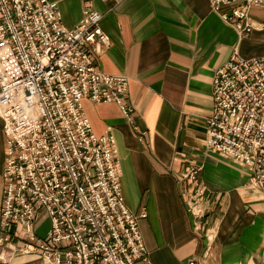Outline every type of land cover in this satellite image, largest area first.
Segmentation results:
<instances>
[{"label":"built area","instance_id":"built-area-1","mask_svg":"<svg viewBox=\"0 0 264 264\" xmlns=\"http://www.w3.org/2000/svg\"><path fill=\"white\" fill-rule=\"evenodd\" d=\"M106 1V0H103ZM213 11L239 35L261 30L250 10L264 0H210ZM103 14L86 3L68 28L56 2L0 0V118L6 136L0 246L37 254L43 264L150 263L140 220L127 205L116 137L94 132L83 100L116 103L141 141L149 130L136 119L129 78L100 71L96 56L111 44ZM214 106L206 149L245 165L250 186L264 191V57L234 53L213 78ZM199 169L183 178L197 182ZM203 188L189 195V211L202 213ZM46 213L44 236L35 221ZM200 222L196 220L195 226ZM189 264H198L191 259Z\"/></svg>","mask_w":264,"mask_h":264},{"label":"crops","instance_id":"crops-1","mask_svg":"<svg viewBox=\"0 0 264 264\" xmlns=\"http://www.w3.org/2000/svg\"><path fill=\"white\" fill-rule=\"evenodd\" d=\"M50 1L68 28L79 24L88 2L103 14L111 44L96 56V66L129 78L137 122L149 130L141 141L116 103L83 100L95 134L112 127L127 205L136 214L147 211L140 229L150 263L135 264H264V191L250 186L245 165L206 149L215 71L234 53L264 57V10H250L251 21L263 28L241 36L210 0ZM5 160L0 118V206ZM191 167L199 169L196 183L182 176ZM196 184L203 188L198 219L187 203ZM49 227L40 213L36 233L44 236ZM24 243L0 246V264H43L39 255L17 251Z\"/></svg>","mask_w":264,"mask_h":264}]
</instances>
